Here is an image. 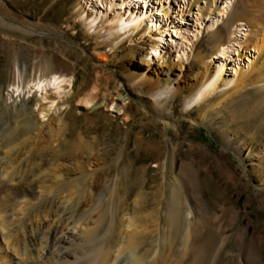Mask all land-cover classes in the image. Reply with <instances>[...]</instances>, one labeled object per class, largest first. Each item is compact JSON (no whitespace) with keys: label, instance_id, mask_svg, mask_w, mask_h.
<instances>
[{"label":"rangeland","instance_id":"1","mask_svg":"<svg viewBox=\"0 0 264 264\" xmlns=\"http://www.w3.org/2000/svg\"><path fill=\"white\" fill-rule=\"evenodd\" d=\"M90 1L0 0V135L21 130V123L26 120L32 125L26 136L21 134L10 142L13 150L6 160L14 162L9 173L54 170L49 164L42 166L41 160L32 158L30 152L39 144H50L49 136L56 139L53 146H57L59 137L73 139L70 133L76 128L78 132L85 130L89 141L95 136L101 152L120 151L127 140L130 154L119 167H114L113 175L129 168L130 176H134L136 169H141L147 180L152 181L162 177L163 172L162 167L157 170L152 166L156 156L152 145L164 140L166 146L160 160L165 161L164 168L172 169V178L180 179L183 188L180 201L185 204L190 199L193 216L189 226L204 262L200 264H211L216 256L219 264H264V156L258 160L259 167L253 168L247 166L250 159H245L248 152L255 154L264 149V101H245L246 105L242 102L235 108L226 104L221 108L224 115L212 127L200 123V113L229 96L232 86L225 88L220 84L203 105L188 112L183 108L201 83L207 66L217 65L214 58L217 43L224 44L232 36L233 30H227L226 16L217 13L225 1H219L208 17L204 2L199 4L198 12L197 7L183 0H137L146 2L159 26L152 32L142 26L135 33L110 30L116 17L123 14L126 17L129 0ZM135 11L137 8L134 10L131 5L129 14ZM209 18L220 20L213 30L207 31ZM179 27L185 38L174 36L173 41L184 46V51L178 53L175 46L170 47V41L164 40L160 60L148 59V69L132 60L146 52L148 42L156 40L159 32ZM252 28L242 22L243 37H249ZM198 30L199 36L194 37ZM243 39H239L237 50L226 62L223 73L226 80L232 79L235 69L245 70L250 61L264 56V32L251 38L261 50L244 46ZM45 66L49 72L73 81L69 94L59 98L48 92L41 103L34 94L16 101L8 99L16 68L25 70L28 80L34 70ZM138 75L142 81L133 84ZM255 77L252 76L251 82ZM160 90L163 95H157ZM245 95L252 93L248 91ZM85 100L93 101L92 106L87 107ZM24 101L25 119L17 110ZM50 101L56 102V112H46ZM42 110L46 112L44 120L40 119ZM164 120L169 122L165 136ZM39 137L44 138L43 143L38 142ZM136 138H141L137 146ZM105 159L98 162L100 165L82 157L61 165L74 170L83 164L91 173L96 169L102 171ZM191 185L195 189L193 199ZM150 186L153 184L146 182L144 191L150 192ZM133 199H137L135 194L127 195L129 202Z\"/></svg>","mask_w":264,"mask_h":264},{"label":"bare ground","instance_id":"2","mask_svg":"<svg viewBox=\"0 0 264 264\" xmlns=\"http://www.w3.org/2000/svg\"><path fill=\"white\" fill-rule=\"evenodd\" d=\"M184 1L197 7L198 12L201 9L199 4L206 3L208 17L219 1H225L224 6L217 13L226 16L229 26L227 30H233L232 36L228 35L229 40L227 39L226 43L219 44L221 41L215 46L214 58L217 60L215 62L217 65L207 66L201 83L184 102L183 108L188 112L213 97L221 87L220 84L225 88L232 86L233 91L229 96L217 100L210 109L200 113V123L212 127L214 121L224 115L221 108L226 104L235 108L242 102L246 105L253 100L264 101V56L258 57L256 61H250L245 70L235 69L232 79L223 78L226 62L231 53L234 54L235 46H239L241 38H244V46H254L255 50H261L251 38L264 32V0H257L256 3L251 0ZM239 4H241L240 8ZM131 5L134 10L137 8L136 13L129 14ZM146 5V2L137 0L127 1L126 17L124 14L122 17H116V21L111 23L110 30L117 33H135L145 26L146 30L154 31L159 25ZM246 16L250 18L251 23L246 20ZM218 20L209 21L206 30H213ZM245 21L249 27H253L249 37L246 35L243 37L240 30L242 22ZM199 33L200 30L196 31L194 37H198ZM167 36L171 48L175 46L178 53L184 51V46L173 41L174 36L179 39L184 37L181 28L179 27L178 30L169 28L168 32H159L156 40L148 42L146 52L140 57H132V60L148 69V59L150 61L159 59L160 45ZM254 75L256 77L251 82L250 79ZM141 81L142 77L138 75L133 84ZM72 82L70 78L66 79L49 72L46 66L34 70L28 80L25 79V70L16 68L14 81L9 86L8 99L15 98L13 101H16L34 94L37 102H45L48 92L59 98L66 95ZM248 91H251L252 95H245ZM163 94L164 91L160 90L157 95ZM49 103L50 107L46 112H56V102ZM83 103L90 107L93 101L85 100ZM17 110L25 119L27 114L25 101ZM44 112L42 110L40 119L44 120L46 116ZM163 124L165 128L162 133L165 136L164 130L168 129L169 122L164 120ZM31 126V122L26 120L21 123V130L17 128L6 135H0V264H200L203 262L197 247V239L193 237L192 228L189 226L193 216L190 199L185 204L180 201L181 189H183L179 183L180 179L172 178V169L164 168L166 163L160 160L161 151L166 146L164 140L152 145L156 152L152 166L157 170L160 167L163 169L162 177L154 178L152 181L147 180L145 171L141 169H136L134 176H130L129 168L124 173L113 175L114 167H119L130 154L127 140L120 151L117 149L111 150L110 153L106 152L107 150L101 152L97 149L99 142L95 136L89 141L87 139L89 134L85 130L78 132L76 128L70 133L73 139L66 140L59 137L57 146H53V141L56 139L54 135L49 136L50 144H39L30 152L32 158L34 156V159L37 157L41 160L42 166L49 164L55 167L54 170L31 174L9 173L8 169L14 162L6 160V156L13 150L10 148V142L21 134L26 136ZM37 140L43 143L44 138L39 137ZM135 140L137 142L135 145H139L141 138ZM252 153L248 152L245 155V159H250L247 166L259 167L261 162L259 163L258 160L263 158L264 149ZM101 156L106 158L102 171L96 169L89 173L83 164L74 170L61 165V162L81 157L92 160L93 165H100L98 162L103 160ZM112 156L114 158H111ZM160 180L163 182L159 183ZM149 181L153 186L148 187L150 192H146L144 191L146 182ZM191 186L189 191L193 199L195 189L193 185ZM129 194H135L137 199L129 202L127 200ZM219 260V256H216L211 264H219Z\"/></svg>","mask_w":264,"mask_h":264}]
</instances>
